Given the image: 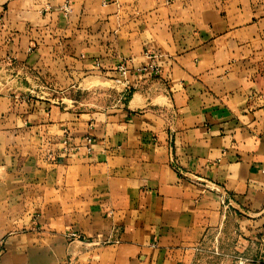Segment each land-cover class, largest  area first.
Returning a JSON list of instances; mask_svg holds the SVG:
<instances>
[{
    "label": "crops",
    "instance_id": "obj_1",
    "mask_svg": "<svg viewBox=\"0 0 264 264\" xmlns=\"http://www.w3.org/2000/svg\"><path fill=\"white\" fill-rule=\"evenodd\" d=\"M0 244L264 264V0H0Z\"/></svg>",
    "mask_w": 264,
    "mask_h": 264
},
{
    "label": "built area",
    "instance_id": "obj_2",
    "mask_svg": "<svg viewBox=\"0 0 264 264\" xmlns=\"http://www.w3.org/2000/svg\"><path fill=\"white\" fill-rule=\"evenodd\" d=\"M64 11L65 13L70 12V6L67 4L64 6ZM119 74H120V78L116 81L117 84L123 85L125 86V88L128 90L129 89V84L127 81V76L130 72V69H128L127 65H121L119 67ZM137 74H140L142 76H148V78H157L160 75V68L157 65L156 62H151L150 65L146 66V67H142V68H137L136 70H134ZM126 90V91H127ZM125 97V95H123V98ZM123 99L121 98V101ZM84 143L86 145V149L88 151V153H91L93 150V145H94V139L91 136H87L84 139ZM63 145L66 147V149H69L71 151H73V148L70 147V143L68 141V139H65L63 141ZM71 238L75 239V240H80V238L76 235L73 234L71 235ZM1 252H3V245L0 244V254Z\"/></svg>",
    "mask_w": 264,
    "mask_h": 264
},
{
    "label": "rangeland",
    "instance_id": "obj_3",
    "mask_svg": "<svg viewBox=\"0 0 264 264\" xmlns=\"http://www.w3.org/2000/svg\"><path fill=\"white\" fill-rule=\"evenodd\" d=\"M77 236L80 238V240H78V241L85 243V244H95V242H96V241H92V240H85V239L81 238V236H79V235H77ZM96 243H98L97 245H99V242H96ZM106 243L107 242H100V244H106Z\"/></svg>",
    "mask_w": 264,
    "mask_h": 264
}]
</instances>
